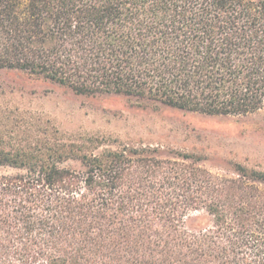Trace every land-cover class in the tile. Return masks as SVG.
<instances>
[{
    "label": "trees",
    "instance_id": "1",
    "mask_svg": "<svg viewBox=\"0 0 264 264\" xmlns=\"http://www.w3.org/2000/svg\"><path fill=\"white\" fill-rule=\"evenodd\" d=\"M0 68L81 94L255 113L264 0H0ZM114 143L0 135V166L16 169L0 171V264H264L263 171Z\"/></svg>",
    "mask_w": 264,
    "mask_h": 264
},
{
    "label": "rangeland",
    "instance_id": "2",
    "mask_svg": "<svg viewBox=\"0 0 264 264\" xmlns=\"http://www.w3.org/2000/svg\"><path fill=\"white\" fill-rule=\"evenodd\" d=\"M0 127L12 142L94 139L101 150L116 147L118 140L159 147L163 156L196 154L216 173L230 174L234 164L264 172V107L247 115H209L122 94L76 93L43 77L0 68ZM0 171L16 169L0 166ZM193 222L206 225L209 220L199 216Z\"/></svg>",
    "mask_w": 264,
    "mask_h": 264
}]
</instances>
